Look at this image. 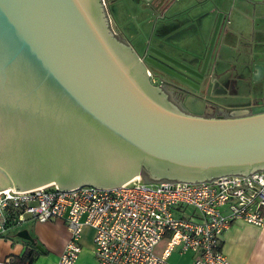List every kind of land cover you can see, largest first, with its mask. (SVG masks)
I'll return each mask as SVG.
<instances>
[{
	"label": "water",
	"instance_id": "1",
	"mask_svg": "<svg viewBox=\"0 0 264 264\" xmlns=\"http://www.w3.org/2000/svg\"><path fill=\"white\" fill-rule=\"evenodd\" d=\"M166 96L115 36L103 1L0 0V189L111 188L143 171L193 184L263 170L264 105L204 117L202 105L185 102L194 114H184ZM16 236L42 250L27 229Z\"/></svg>",
	"mask_w": 264,
	"mask_h": 264
},
{
	"label": "built area",
	"instance_id": "2",
	"mask_svg": "<svg viewBox=\"0 0 264 264\" xmlns=\"http://www.w3.org/2000/svg\"><path fill=\"white\" fill-rule=\"evenodd\" d=\"M176 181L137 176L111 188H1L0 236L28 221L61 220L70 236L56 264L75 263L85 227L93 229L95 264H171L175 250L190 251L191 264H233L221 239L234 222L264 224V168Z\"/></svg>",
	"mask_w": 264,
	"mask_h": 264
},
{
	"label": "crops",
	"instance_id": "3",
	"mask_svg": "<svg viewBox=\"0 0 264 264\" xmlns=\"http://www.w3.org/2000/svg\"><path fill=\"white\" fill-rule=\"evenodd\" d=\"M158 1L121 0L116 18L119 28L125 33L129 31L139 47L145 48V40L153 42V39L161 49L167 46L185 53H180L183 58H189L190 54L203 57L210 47L209 59L204 58V62L215 61L218 74L213 76L215 71L211 68L210 77L214 84L223 83L219 88L212 86L211 93L217 99H230L225 104L232 106L264 104V0H172L159 11L155 9ZM219 78H223L221 84ZM226 81L233 83L229 85ZM36 224L37 235L47 250L42 254L52 258L48 264H56L70 233L60 222ZM21 226L15 229H23ZM3 235L0 236V263L15 261L28 246L21 240L12 243L2 238ZM92 236L93 229L85 227L81 251L74 264H95ZM221 250L233 264H264V224L234 222L223 233ZM192 257L190 251L175 250L168 261L191 264Z\"/></svg>",
	"mask_w": 264,
	"mask_h": 264
},
{
	"label": "flooded vegetation",
	"instance_id": "4",
	"mask_svg": "<svg viewBox=\"0 0 264 264\" xmlns=\"http://www.w3.org/2000/svg\"><path fill=\"white\" fill-rule=\"evenodd\" d=\"M103 4L105 5V0H103ZM115 36L121 37L119 36V33L117 34L115 33ZM120 41L129 43L125 39ZM145 46H147V51L144 56L139 55V59L143 64V66L147 69L150 82L153 84L154 81H152L151 78H155L158 81V85L156 86H158L160 90L167 95L166 100L170 101L173 105L177 107L179 111L183 112L184 114H190V115L194 114L191 113L186 108L184 104L185 102L193 110H197L202 104L201 116L204 117H221V116L228 117L230 116V113L238 110H246L248 111L247 113L250 114L252 107L258 106L255 103H250L247 106L246 105L232 106L225 103L222 104V101H219L217 99V96H215L216 94H213L214 92L209 94L208 92H211V90L208 89L207 80L212 85V78L210 77L211 74L209 71V63L204 62L205 56H203V60L201 64L194 65L191 64L192 62L190 60V57L188 58L189 59L188 61L191 63H188L187 61H182L180 58H175L174 56L171 55V53H168L166 50L157 47L158 50H160L161 52L163 53L165 52L167 56H171L174 59L183 62L185 65L192 67V69H194L195 71L194 74L193 72H190L187 69L180 67L177 64L169 61L167 58H164L165 56L163 57L162 55H159L158 53L151 51L150 49L154 48L153 42H145ZM160 72L172 76L176 80L184 83L188 88L167 81L166 79H164L163 75ZM203 82H205L206 86L203 85ZM232 83L233 81L230 82L226 81V84L231 85ZM221 86L222 84L221 85L216 84L213 89L219 88ZM196 101H199L200 104L196 103ZM262 105L264 104H261L259 106Z\"/></svg>",
	"mask_w": 264,
	"mask_h": 264
},
{
	"label": "rangeland",
	"instance_id": "5",
	"mask_svg": "<svg viewBox=\"0 0 264 264\" xmlns=\"http://www.w3.org/2000/svg\"><path fill=\"white\" fill-rule=\"evenodd\" d=\"M102 1V0H101ZM120 3H121V0H108V2H107V0H105V5H104V7L106 8V11H107V14H108V18L110 19V27H111V29L114 31V33H119V36H121V37H123L126 41H128L130 44L131 43H133L134 45H132V46H134V49L136 50V52L138 53V55H142V56H144L145 55V53H146V51H147V46H149V45H147V46H145V48H143V45H141L140 47H139V43H137L136 41H135V39H134V37H132L129 33V31H127L126 30V33L125 32H123L122 31V29H120L119 28V26H118V24H117V22H116V18H117V13H118V6L120 5ZM146 4V3H145ZM141 7H143V6H145V5H140ZM117 37V36H116ZM136 38H140V37H136ZM142 39L144 38V36H142L141 37ZM140 40V39H139ZM152 41H153V47L155 48L156 47V49H158L157 47H159V48H161L159 45H157L158 44V42H156L155 40H153L152 39ZM145 42H146V40H145ZM138 47V48H137ZM162 48L163 49H166V51L168 52V53H171V55L172 56H174L175 58H180L182 61H187L188 63H191V64H194V65H199V64H201L202 63V59L199 61V63H196V61H191V62H189L188 60V58H183L184 56H181L180 55V53L182 54V55H185V53H183V52H181V51H174V50H172V49H170L169 47H167V46H162ZM179 52V53H178ZM165 53V52H164ZM204 55H205V53H204ZM203 55V56H204ZM211 70V69H210ZM209 70V71H210ZM212 70L213 71H215V74H213V76H217V74H218V71H217V69H216V67H213L212 68ZM162 75H163V77H164V79H166L167 81H170V82H173V83H175V84H178V85H182V86H184V87H187L184 83H182V82H180V81H178V80H176L175 78H173L172 76H170V75H167V74H164V73H162V72H160ZM226 78H227V76H226ZM151 80L152 81H154V83H153V85H158V81L155 79V78H151ZM221 82H223V78H219L218 79V83H220L221 84ZM223 84V83H222ZM203 85H205L206 86V84H205V82H203ZM216 84H214L213 83V81H212V85H211V83L207 80V86H208V89H210V90H212V86H213V88H214V86H215ZM188 88V87H187ZM209 94H211V92H208ZM214 97V96H213ZM218 100H220V101H222V104H224V103H226L227 101H230V99L229 100H225V99H218ZM141 178H142V176H141ZM143 179V178H142ZM51 221H56V222H60V223H62L63 225H65V229H67L68 230V228H67V226H66V224L63 222V221H61V220H51ZM37 227V224H36V222H27V223H25V224H23L22 226H21V228H25V229H27L28 230V232H29V234L31 235V237L34 239V241L36 242V244L37 245H39L41 248H42V250H40V249H38L37 247H36V251H37V256L35 257V259L33 260V262L31 263V264H48L51 260H52V258L50 259V258H45L46 256H44L45 254H42V253H45V251H47V250H45L43 247L45 246L44 245V243L42 242V240L39 238V236L37 235V232H36V228ZM69 231V230H68ZM16 232H17V229H14V230H12V231H10V232H8L7 234H5V235H3L2 236V238H4V237H6V238H8L7 240H10V241H12V243H16V242H18L19 240H21V241H23V239H21V238H19V237H17L16 236ZM58 232H61V228L60 227H58ZM84 234V230H83V232H82V235ZM89 248V247H88ZM88 252V251H87ZM81 255V254H80ZM48 256V255H47ZM12 262H15L14 260L12 261Z\"/></svg>",
	"mask_w": 264,
	"mask_h": 264
},
{
	"label": "trees",
	"instance_id": "6",
	"mask_svg": "<svg viewBox=\"0 0 264 264\" xmlns=\"http://www.w3.org/2000/svg\"><path fill=\"white\" fill-rule=\"evenodd\" d=\"M117 38L119 40H124L122 37H117ZM144 175H145V171L142 172V178L144 181L146 182L154 181L153 179L148 178L147 176H144ZM23 242L28 247L24 250L21 256L15 259L14 264H31L33 260L35 259V257L37 256L36 247L26 240H23Z\"/></svg>",
	"mask_w": 264,
	"mask_h": 264
},
{
	"label": "bare ground",
	"instance_id": "7",
	"mask_svg": "<svg viewBox=\"0 0 264 264\" xmlns=\"http://www.w3.org/2000/svg\"><path fill=\"white\" fill-rule=\"evenodd\" d=\"M194 101H195V100H194ZM196 103H199V101H196ZM196 103H195V104H196ZM199 104H200V103H199ZM201 105H202V104H201Z\"/></svg>",
	"mask_w": 264,
	"mask_h": 264
}]
</instances>
